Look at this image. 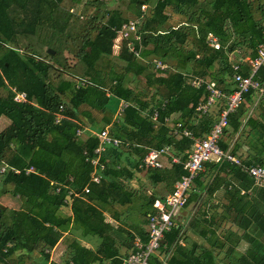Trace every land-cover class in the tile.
Here are the masks:
<instances>
[{"label":"trees","instance_id":"trees-1","mask_svg":"<svg viewBox=\"0 0 264 264\" xmlns=\"http://www.w3.org/2000/svg\"><path fill=\"white\" fill-rule=\"evenodd\" d=\"M61 2L0 0V91L6 92L0 96V117L10 122L0 133V165L7 167L3 185H11L10 195L21 202L19 210L0 206V264H12L17 251L32 253L40 242V254L48 260L45 250L54 247L59 232L66 230L70 222L87 234L103 237L98 254L84 253L92 262L104 264V259L98 255H106L103 249L110 240L106 231L113 228L104 222L102 212L116 218L113 206L131 203L132 193L126 192L117 178H131L132 174L126 166L116 170L117 163L101 158L100 163L106 168L104 176L111 181L103 178L99 184L90 182V161L95 156L98 138L78 139L80 117L89 120L90 112L102 113L109 96L128 103L116 122L106 117L103 122L111 125L110 135L123 142L120 148L136 158L135 169L141 170L139 165L148 149L172 147L171 155L179 162L172 163L168 170L148 168L146 175L152 183L166 182L173 190V184L185 174L182 164L193 142L180 133L173 136L171 132L180 123L179 131L188 130L194 137L207 134L224 108L226 97L235 90L232 60L253 58L257 47L264 44V0H130L132 19L123 17L117 9L105 8L98 0H88L80 16L58 12ZM143 5L149 7L144 13L140 9ZM101 7V12L92 16L91 12ZM168 10L181 16L184 24L164 28ZM131 20H138L136 34L140 35L141 42L135 41L133 45L135 49L141 45V57L159 59L172 70L159 75L161 73L155 72L151 63L143 64L130 53L125 41L118 55H113L117 31ZM208 34L216 39L218 49L210 47L206 40ZM229 55L234 59L230 60ZM239 67L241 74L248 73V64ZM138 77L144 81L143 84L138 82L141 88L130 87ZM192 78L214 82L223 93L207 115L196 111L208 98L206 82L193 87ZM254 79L260 88L264 86V67ZM77 80H83L84 85L77 88ZM13 90L24 92L27 101L16 103ZM258 92L249 90L244 94L240 105L228 115L227 127L219 141V147L227 152L228 133L232 136L241 130L247 140V156H238L240 145L237 144L231 146L229 153L246 166H264V98H257ZM254 101L258 102L255 116H247L246 104ZM60 105L63 119L55 123ZM153 109L158 112L156 121L150 118ZM143 112L146 113L143 115ZM174 114H178V118L170 121ZM198 116L199 125L195 127L192 122ZM31 168L33 172H28ZM204 168L193 181L187 204L199 197L196 189L210 196L224 183V195L232 201L241 197V190L246 195L252 187V180L233 163H205ZM205 171L211 172L212 187L202 181ZM219 171L230 174V179L217 177ZM86 186L88 194L72 197L73 219L62 216L59 208L67 192L72 189L81 194ZM56 187H59L57 193ZM256 194L264 198L262 190ZM88 201L105 204L98 209ZM152 201L153 197L147 199L146 207L151 206ZM141 216L144 225L146 213L142 212ZM245 221V227L260 228V223L264 225V216L253 211ZM192 227L200 228L198 224ZM205 229L203 227L198 235L206 238L210 249L204 248L199 255L194 242H190V249L180 246L181 228L178 226L164 234L159 250L164 254L175 246L169 264H216L221 254L229 258L231 264L233 234L222 231L220 239L215 231ZM241 238L247 239L251 248L235 264H264V251L258 250L264 229L244 231ZM141 239L145 242L147 238L142 236ZM214 249H218L216 254ZM81 259L80 254H75L72 264H88ZM149 262L160 264L153 256ZM120 263L112 260L109 264Z\"/></svg>","mask_w":264,"mask_h":264},{"label":"crops","instance_id":"crops-1","mask_svg":"<svg viewBox=\"0 0 264 264\" xmlns=\"http://www.w3.org/2000/svg\"><path fill=\"white\" fill-rule=\"evenodd\" d=\"M88 0H62L59 3L57 10L65 12L67 11L70 14L80 15L82 10L85 9V5ZM103 2V6L107 9H117L121 12L122 16L128 19H132L134 16L132 11L129 9L130 0H98ZM101 9H94L92 16H96L101 12ZM149 9V7L147 8ZM168 17V21L165 23L164 28L173 27L177 28L184 24V21L181 16H177L172 14L169 10L166 13ZM61 16V15H60ZM174 23V25H173ZM122 41L120 37L116 36L114 39V44L112 47V53L114 56H117L121 49ZM142 50V49H141ZM140 50V51H141ZM141 56V52H140ZM141 63L147 64L152 63L155 58L151 57H141L138 59ZM172 70V69H171ZM155 71V70H154ZM156 72V71H155ZM161 73V72H157ZM165 73H161L159 75H163ZM137 80H141L140 77L136 78ZM77 88L81 85L82 80H77ZM130 87L141 88L138 85V82L134 84L130 83ZM1 92H5L1 91ZM24 93V92H23ZM259 95L264 98V86L260 88ZM6 94V92H5ZM110 100L106 105V109L100 113L96 111L90 112L89 120L85 117H80L81 129H79L76 133L78 139L86 140L89 136H96L101 132L108 131L111 132V125L105 124L103 122V117H106L111 122H116L117 117L122 111L124 107L128 105V103L123 102L115 97L109 96ZM257 101H254L251 104H246L248 108L247 116H255ZM143 112L142 114L144 115ZM178 114H174L169 119L170 121H174L178 118ZM168 120V121H169ZM200 117L198 119L193 120L192 125L197 127L199 125ZM10 124L9 120L4 117H0V133ZM208 132V131H207ZM172 134V132H171ZM173 135V134H172ZM204 134L203 136H205ZM174 136V135H173ZM172 136V137H173ZM203 136H195L194 138H202ZM193 142V141H192ZM228 142V153L231 151V146L234 144L240 145V150L237 152L238 156L245 158L248 154V147L246 146L247 140L244 138V135L241 133V130L238 133H235L231 136V132L228 133L227 136ZM99 144V142H98ZM170 147V146H169ZM171 151L173 150L170 147ZM150 150V149H148ZM147 150V152H148ZM146 152V154H147ZM145 154V155H146ZM144 155V156H145ZM175 157V156H174ZM104 158L106 162H115L116 170L119 168L126 166L127 170L132 174L131 178L120 177L117 180L124 187L128 193H132L131 203L120 206L119 204L114 205L112 211L116 218L112 216L109 212H102L104 216V222L109 224L113 231H106V234L110 237L108 240V245L103 249L105 251V256L98 255L100 258L104 259V264H109L112 260H117L120 262L123 258H125L133 248V239L135 237H139L141 239L142 236H146V224H142V212L146 213V217L148 213L151 211V206L145 205L147 199L150 197L159 198L164 197L167 194L172 192L171 186H167L166 182H158L152 183L151 180L147 178L146 170L148 168H144L141 164L139 165V169L134 168L135 157L130 155L126 150L121 148L108 147L105 148L101 156L98 158V165L91 164L92 172L90 174V182L94 184H99L100 181L105 178L104 171L106 170L105 166L100 163V159ZM144 158V157H143ZM177 158V157H176ZM163 167L161 170L170 169L171 161L170 158H165L162 160ZM5 168L4 172L1 170ZM205 169V168H204ZM7 171V167L4 164L0 165V206L4 207L8 210H19L21 207V202H19L18 197H12L10 195L11 185H3V174ZM217 177H222L225 181L230 179V174L224 172H218ZM98 177V182L92 180L93 177ZM211 172H206L202 178V181L210 187L213 186V179L211 178ZM106 181L110 182L111 179L106 177ZM174 185V184H173ZM60 185L59 187H61ZM224 183H221L218 188H216L215 192L212 195H207L203 190L199 192L196 189V192L200 193L199 197H197L194 201L192 200L188 203L184 208L180 209L177 212L175 222L176 226L181 228L180 239L178 243L181 247L190 249V242H194L196 244V253L199 255L204 248L210 249L206 238H201L198 233L205 227L206 231H215L216 236L220 238V233L222 231H227L228 233H232L234 239V253L231 255V264H235L236 261L240 259L241 256H246L247 252L250 250L251 245L247 239L241 238L244 231H261V227L264 229V225L260 223V228L256 227H245L246 219L250 218L253 211L256 215L264 216V198L257 196V192L260 188H257L253 185L251 189L246 192L244 190L240 191L241 197L234 198L231 201V197L224 195ZM88 188L86 186L84 187ZM84 189L80 193L74 192L70 189L68 192H71L69 195L67 192V196L64 199V204L59 208L60 214L64 217H68L73 219V214L71 210V203L73 196H82L84 194H88L84 192ZM262 190V189H260ZM263 191V190H262ZM264 192V191H263ZM56 193V192H55ZM93 205L94 207L101 209V205L105 204L100 201V204L97 202H87ZM232 203V204H231ZM236 204V206H234ZM255 206L253 209L252 206ZM234 219L236 222H234ZM238 221V222H237ZM240 223V224H239ZM198 224L200 226L193 228L192 226ZM68 227L64 231H60V236L54 245V247L50 250L46 249L45 252L48 254V260H45L40 254V249L42 248V242L37 243L36 249L33 250L32 253L26 254L24 250H19L15 253L12 261V264H72V257L75 254H80L81 260L87 262L88 264H98L99 262H92L91 257L89 255H85L84 251L91 252L93 254H98V250L101 249L103 243V237L99 234H87L83 231L80 226L74 225V223L70 222L67 224ZM57 233V231H53ZM105 235V234H104ZM209 237V235H207ZM189 241H188V240ZM221 239V238H220ZM264 239V238H263ZM259 238L258 250L264 251V240ZM142 240V239H141ZM174 245L171 249L166 253H161L158 250L153 257L158 258L160 264H169V259L171 258ZM218 249H214L213 253H217ZM229 258H224V255L221 254L216 259V264H230Z\"/></svg>","mask_w":264,"mask_h":264},{"label":"built area","instance_id":"built-area-1","mask_svg":"<svg viewBox=\"0 0 264 264\" xmlns=\"http://www.w3.org/2000/svg\"><path fill=\"white\" fill-rule=\"evenodd\" d=\"M141 11L144 13L147 7L141 6ZM140 21V20H139ZM138 20H131L125 23L117 31L120 40L126 42L127 49L137 59H141L140 50L135 49L133 43L136 41L141 42L140 35L137 32ZM210 47L214 49L219 48V44L216 39L208 34L206 38ZM230 60L234 59L232 55H229ZM152 69L161 73L171 70V67L162 62L159 59L152 61ZM240 64H248L249 71L246 75L239 72ZM231 65L235 73L232 79L235 83V90L226 97L224 108L220 111L217 120L213 123L210 130L202 138H194L192 133L188 130L179 131L181 124L177 123L176 129L172 132L173 135L180 133L184 137H187L193 141L191 149L187 155V159L183 162L182 168L185 174L174 183L171 193L164 197L155 198L151 204V211L147 215V227H146V241L143 242L139 237L133 239L132 251L121 260L120 264H150V258L159 250L164 238V234L169 232L176 226L175 218L177 212L184 208L187 204V197L191 187L193 186L194 179L204 171L205 163H222L224 161L233 163L241 168V170L252 180L253 185L264 191V166L250 165L246 166L241 163L239 159L230 153L223 151L219 147V141L222 137L224 129L227 127V117L230 113L240 105L243 100L244 94L249 90H260L258 82L254 79V76L261 67H264V44L257 47L256 54L253 58L249 56L242 57L238 60H232ZM203 79L192 78L190 85L198 87L201 83H205ZM85 82L82 80L81 84ZM206 89L208 91V98L206 102L197 106L196 111L200 115H207L210 109L216 104V101L223 97V93L218 89L214 82H206ZM13 100L16 103H24L27 101L26 94L23 92H15L13 90ZM63 106L60 105L58 112L55 116V123H59L63 119ZM158 112L153 109L150 114V118L153 121L157 120ZM78 134V133H77ZM98 138V146L94 150V158L90 161L91 164L98 165V158L101 156L105 148L114 147L120 148L123 142L112 135L108 131H104L96 135ZM127 146V145H125ZM170 158L171 163H178V158L171 155V149L169 146H165L160 149H150L142 159V165L144 168H156L163 167L162 160ZM5 168L1 170L4 172ZM28 172H33L31 168ZM93 181L98 182V177H93ZM59 191V187H56L55 192ZM88 188L84 189L85 193H88ZM70 195L71 192H68Z\"/></svg>","mask_w":264,"mask_h":264},{"label":"rangeland","instance_id":"rangeland-1","mask_svg":"<svg viewBox=\"0 0 264 264\" xmlns=\"http://www.w3.org/2000/svg\"><path fill=\"white\" fill-rule=\"evenodd\" d=\"M78 16H80V15H78ZM173 25H174V23H173ZM121 41H124V40H121ZM141 49H142V47H141ZM137 82H141L142 84L144 83V81L143 80H137V79H135V82H134V84L135 83H137ZM5 95V92H1L0 91V96H4ZM259 96H261V95H257V98L259 97ZM258 103V102H257Z\"/></svg>","mask_w":264,"mask_h":264},{"label":"water","instance_id":"water-1","mask_svg":"<svg viewBox=\"0 0 264 264\" xmlns=\"http://www.w3.org/2000/svg\"><path fill=\"white\" fill-rule=\"evenodd\" d=\"M48 51L52 53V51H51V50H48Z\"/></svg>","mask_w":264,"mask_h":264}]
</instances>
